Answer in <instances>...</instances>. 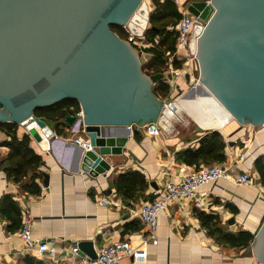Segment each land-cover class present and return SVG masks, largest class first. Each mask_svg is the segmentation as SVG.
Returning <instances> with one entry per match:
<instances>
[{"label":"water","instance_id":"water-1","mask_svg":"<svg viewBox=\"0 0 264 264\" xmlns=\"http://www.w3.org/2000/svg\"><path fill=\"white\" fill-rule=\"evenodd\" d=\"M156 9L154 0H0V122L22 126L43 146L42 134L49 143L57 123L36 110L77 99L81 114L65 120L72 127L80 119L79 132L92 145L79 155L80 169L92 178L105 174V156L124 152L128 125L157 120L164 105L153 90L164 73L143 70L153 53L111 25L143 37L158 30L150 26ZM188 9L208 20L197 39L201 86L241 127L264 125V0H195ZM79 247L96 256L91 240ZM245 252L264 264V216Z\"/></svg>","mask_w":264,"mask_h":264},{"label":"crops","instance_id":"crops-1","mask_svg":"<svg viewBox=\"0 0 264 264\" xmlns=\"http://www.w3.org/2000/svg\"><path fill=\"white\" fill-rule=\"evenodd\" d=\"M177 60L181 66L176 69L188 61L185 56ZM164 77L170 80L174 73H164ZM177 80L170 98L183 96L185 82H192L186 71L177 76ZM174 117H169L172 119L170 125L158 136L130 133L122 154L105 156L111 169L97 178L81 171V147L76 146L73 139L85 135L68 132L64 118L66 126L62 134L49 141L48 149L31 137V147L43 160L37 170L39 175L34 179L35 185L30 179L34 172L19 182L8 177L4 162L10 148L2 142L9 137L0 132V264H24L25 257L30 256L23 253L25 243L18 235L26 210L33 217V238L51 240L58 247L56 258L44 261L34 257L46 264H76L82 256H90L79 247L83 240H91L95 251L116 240H129L136 256L124 257V264H138L135 261L140 255L144 257L141 264H258L256 257L248 256L245 249L219 242L213 229L204 225L199 215L216 216V227L232 233L247 230L255 234L260 228L264 216V190L238 185L233 177L252 168L257 182L263 185L255 170V161L264 158V125L241 127L233 119L220 126L218 131L227 143L224 163L229 166L230 177L202 186L192 198L172 203L159 216L157 243L146 239L147 232L141 220L130 216V209L151 198L155 189L152 181L160 187L195 170L194 166L178 160L177 153L186 148L196 149L205 132L214 130V127L204 128L193 120L194 130L179 131ZM197 127L204 130L197 132ZM126 130L125 127L110 129L114 133ZM54 132L58 133V129ZM23 134L19 131L20 137ZM130 170L140 171L149 184L145 193L136 195L131 206L125 204L115 185L118 176ZM45 173L49 174L47 184L44 183ZM37 187L36 193L33 190ZM76 246L81 255L72 254Z\"/></svg>","mask_w":264,"mask_h":264},{"label":"built area","instance_id":"built-area-1","mask_svg":"<svg viewBox=\"0 0 264 264\" xmlns=\"http://www.w3.org/2000/svg\"><path fill=\"white\" fill-rule=\"evenodd\" d=\"M177 5L181 12V18L175 26L169 27L170 30H174L177 36L176 50L174 52H166L169 55L168 65L172 68L174 59H179L185 56L187 63L182 68L174 69L170 72L174 73V76H179L186 71L189 74L191 71L195 72V77L191 79L193 87L201 85L200 82V68L198 64L197 52V39L203 33V30L208 24V20L201 19L199 16L194 15L189 11L188 6L195 0H171ZM126 29V28H125ZM128 32V30L126 29ZM129 42H133L135 35L128 32ZM141 39L139 50L145 51L146 48L159 43V38H155L154 41H143L145 36L138 37ZM189 63L191 65H189ZM191 75V73H190ZM168 80V79H167ZM169 84L176 87L174 78H170ZM174 87V89H175ZM179 97L168 98L164 100L162 112L157 120L144 124H131L128 125L130 133H139L143 135L158 136L162 133L166 127V118L173 117L172 108L179 103ZM81 114V112H78ZM25 130V129H24ZM60 136L54 132L52 140ZM73 142L83 148V150L92 149L90 141L84 137H76ZM38 143V142H37ZM39 144V143H38ZM40 145V144H39ZM41 146V145H40ZM230 169L225 163H213V164H201L196 170L187 172L181 175L176 180H169L162 186L153 189L151 198L144 200L138 207L130 209L131 217H138L146 229V239L149 238L153 243L158 242L157 227L158 220L161 213L166 212L169 206L174 202H180L187 198H192L196 195V192L209 183L216 182L220 179H227ZM257 176L252 168L246 169L242 173H237L233 180L238 185L247 187H259L264 190V185H260L257 182ZM103 201V200H102ZM104 202V201H103ZM33 225V217L26 210L22 226L18 231V235L25 243L23 253L30 255L40 260L48 261L49 259L56 258L58 255V247L51 240H43L40 238H33L31 234ZM74 256L81 255L80 248L78 246L72 249ZM136 256L134 248L129 240H116L110 244L101 246L96 250V256H82L76 264H124V257ZM136 258V257H135ZM138 264L144 262V257L137 256L136 261Z\"/></svg>","mask_w":264,"mask_h":264},{"label":"trees","instance_id":"trees-1","mask_svg":"<svg viewBox=\"0 0 264 264\" xmlns=\"http://www.w3.org/2000/svg\"><path fill=\"white\" fill-rule=\"evenodd\" d=\"M157 4V9L151 14L150 25L157 29L149 28L145 33V38L148 41H154L159 38V43L146 48L145 51L153 53V58L149 63L148 72L158 73L163 72L162 66L167 62L166 52H174L176 50L177 36L174 30L169 27L175 26L181 18V12L174 2L171 0H154ZM202 1V0H197ZM113 31L119 34L121 38H127L128 32L122 25L112 24ZM173 66L178 68L181 66L180 61L174 59ZM154 93L157 96L164 98L171 97V86L163 80L159 81L153 87ZM80 102L74 98H67L53 105L44 106L36 110V114L54 120L57 123L58 134H62L63 126H66L64 118L69 114L80 112ZM19 126L14 122H0V132L9 137L8 140L2 142L10 148V154L4 162L8 177L15 181H23L29 177L30 172H34L30 176L32 182L39 174L37 170L43 163L41 155L37 154L31 147V137L24 133L19 135ZM134 134H139L135 132ZM227 143L224 140L222 133L218 130H210L205 132L200 140V145L194 148H186L177 153V159L185 162L188 165L194 166L195 170L201 164L224 163L227 159L226 155ZM255 170L259 175L260 182L264 185V158L259 157L255 161ZM36 183L34 182L33 185ZM116 190L123 196V201L126 205H133L136 195L145 193L148 188V182L144 174L138 170H130L118 176L116 182ZM36 193L39 187L33 190ZM200 218L204 225L213 229V234L216 239L231 247H240L246 249L250 246L254 239V233L241 230L239 233H232L217 228V217L211 214L200 213ZM212 226L214 228H212ZM216 227V228H215ZM24 264H46L35 259L32 256H26Z\"/></svg>","mask_w":264,"mask_h":264},{"label":"bare ground","instance_id":"bare-ground-1","mask_svg":"<svg viewBox=\"0 0 264 264\" xmlns=\"http://www.w3.org/2000/svg\"><path fill=\"white\" fill-rule=\"evenodd\" d=\"M197 97L196 99H193ZM172 115L182 118V112H186L197 124L204 128L223 126L233 120L227 109L212 95L205 91L201 85L191 89L187 95H183L180 102L172 108ZM171 118H166V126L170 125ZM29 126L33 123L26 122ZM36 126V125H35ZM43 147L48 149V143L44 134L41 136Z\"/></svg>","mask_w":264,"mask_h":264},{"label":"rangeland","instance_id":"rangeland-1","mask_svg":"<svg viewBox=\"0 0 264 264\" xmlns=\"http://www.w3.org/2000/svg\"><path fill=\"white\" fill-rule=\"evenodd\" d=\"M151 26V25H150ZM126 30V29H125ZM158 38V37H157ZM123 39H125V38H123ZM125 40H127V41H129V35L127 36V38L125 39ZM143 41H148V40H146V38L143 40ZM132 43V45L133 46H135L136 48H138L137 46H139L140 45V43H141V39H139L138 37H135V39H134V41L133 42H131ZM139 49V48H138ZM166 57H167V62L165 63V65L164 66H162V68H163V72L162 73H168V72H170L171 70H172V68H174L175 69V67L173 66L172 68L168 65V62H169V55H167L166 54ZM186 58V57H185ZM184 60H182V62H183ZM189 65H191L190 63H189ZM145 66H146V64H144L143 65V70L144 71H146V72H148V70H149V68H148V66L145 68ZM152 74H155V73H153V72H151ZM191 73V79L192 78H194L195 77V72L194 71H191L190 72ZM189 73V74H190ZM173 78V77H172ZM161 80H163L165 83H167V84H169V81L167 80V78L166 77H163L162 79H160L159 81H161ZM158 81V82H159ZM174 81L175 82H177L178 80H177V77L176 76H174ZM157 82V83H158ZM156 83V84H157ZM185 83H187V85L185 84ZM184 84H185V90H186V92H185V94L184 95H187V93H189L190 91H191V89H193V82H185ZM155 84V85H156ZM171 86V94L173 93V91L175 90L174 89V86L173 85H170ZM170 98V97H169ZM165 99H168V98H164V100ZM69 115H74V114H69ZM175 119H176V122H175V126H176V128L177 129H179V131H182V130H185V129H188V130H194V128L196 127V124L194 123V121H193V119L186 113V112H182V119L183 120H185V121H180V120H182V119H177L178 117L176 116V117H174ZM182 124H186V126L187 127H183V125ZM19 126V129L18 130H24V128L22 127V126H20V125H18ZM79 127H80V119L79 120H77L75 123H74V125L72 126V127H68V129H66L68 132H70V133H78L79 132ZM79 134V133H78ZM61 141V140H60ZM76 145V144H75ZM77 146V145H76ZM82 152H83V148H81V153L80 154H82ZM78 155H79V153H78Z\"/></svg>","mask_w":264,"mask_h":264}]
</instances>
